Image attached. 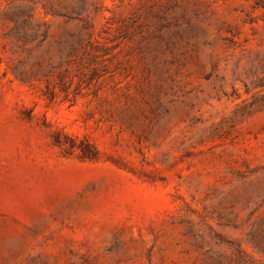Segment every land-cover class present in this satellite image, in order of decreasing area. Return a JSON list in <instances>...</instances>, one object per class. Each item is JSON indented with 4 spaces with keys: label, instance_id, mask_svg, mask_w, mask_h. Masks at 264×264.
I'll return each mask as SVG.
<instances>
[{
    "label": "rangeland",
    "instance_id": "1",
    "mask_svg": "<svg viewBox=\"0 0 264 264\" xmlns=\"http://www.w3.org/2000/svg\"><path fill=\"white\" fill-rule=\"evenodd\" d=\"M0 264H264V0H0Z\"/></svg>",
    "mask_w": 264,
    "mask_h": 264
}]
</instances>
